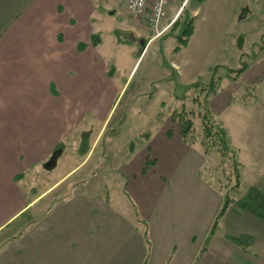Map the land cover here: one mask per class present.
<instances>
[{
	"label": "crops",
	"instance_id": "0c3cea01",
	"mask_svg": "<svg viewBox=\"0 0 264 264\" xmlns=\"http://www.w3.org/2000/svg\"><path fill=\"white\" fill-rule=\"evenodd\" d=\"M126 1L33 0L0 36V234L13 227L18 218L28 215L37 203L44 208L46 201L48 206L52 201L56 205L48 209L50 213L45 211L39 216L38 224L45 220L49 225L51 219L56 221L69 207L75 208L65 213L72 219L70 226L65 227L63 239L72 240L67 246L70 252L78 249L76 244L81 234L91 232L82 228L89 223L87 219L80 220L84 216L74 206L75 192H68V188L79 187L78 183H73L72 176L86 161L79 162L76 152L85 125L90 122L92 130L99 127L98 135L104 133L114 105L126 92L138 57L144 52L145 46L139 50L135 45L141 46L146 39L148 44L150 38L148 11L142 16H133L126 9ZM181 1L169 0L167 11L170 5L182 6ZM246 1H250L252 11H256L255 0ZM244 2L240 0L236 6L240 8ZM229 3L230 0H204L192 7L191 14L197 15L193 33L188 44L173 53L180 56L179 64L172 62L169 67L171 74L174 71L178 76L176 85L174 81L171 88L174 99L184 100L174 94L176 87L184 86L181 74L198 73L214 64L233 68L226 64L228 50H233L236 60L241 53H250L251 49H243L242 36L254 30V13L238 18ZM164 26L165 23L161 24L162 28ZM127 32H133L136 40L130 35L132 41L126 42L119 36ZM6 41L10 49L3 51ZM224 42L235 46L223 49ZM263 60L264 54L260 53L235 79L230 77L235 81H228L230 83L224 86L227 88L216 90L206 98L211 114L226 130L239 159L244 158V153L235 140L251 147L254 132H239L238 139L236 135L233 137L227 120L220 118V114L231 106L243 108L241 101L248 93L249 101H257L264 91V77L258 78L264 72ZM257 68L253 75L250 69ZM239 78L244 81L241 85L236 82ZM262 126L256 134L264 140ZM167 133L168 130L159 131L148 144L146 154H153V158L145 171L144 164L127 160L123 165L126 178H120L119 184L124 186L126 182L128 194L130 188L127 187L135 188V197L143 198L146 203L139 202V208H148L145 220H136L145 225L136 241L132 237L135 226L124 229L118 225L123 243L120 257L113 264H264V185H259L264 178L259 175L263 152L258 153V160L242 162L243 169L247 165L258 174L255 182H247L243 177L241 189H248L253 183L256 187L259 185L254 190H260L262 204L258 205V195V201L248 200L260 210L242 207L237 194L236 204L235 200L231 202L217 218L224 193L218 188L221 184L204 180L199 174L203 149L200 145L194 146V142L183 141L179 129ZM87 149L88 155L94 150L91 144ZM56 151L58 159L63 156L60 164L65 171L49 184L41 183L42 189L40 187L36 193L31 187L36 178L33 179V175L36 171L41 174L46 160ZM177 185H182L184 190L172 188ZM166 192L184 194L176 197L173 208H169L171 199L166 200ZM157 201L160 205L156 207ZM178 203L180 206H176ZM95 214L92 209L87 216L94 218ZM106 214V218L110 217L109 212ZM108 220L110 218L106 219L104 228L109 229ZM51 226L47 233L53 232L54 237L46 234V240L61 243L57 228ZM241 236L245 237L243 242L238 241Z\"/></svg>",
	"mask_w": 264,
	"mask_h": 264
},
{
	"label": "rangeland",
	"instance_id": "374dc122",
	"mask_svg": "<svg viewBox=\"0 0 264 264\" xmlns=\"http://www.w3.org/2000/svg\"><path fill=\"white\" fill-rule=\"evenodd\" d=\"M32 1L33 0H0V36L4 33L5 28L12 23L13 19L15 21L21 17L20 15L25 9V5L28 2V4H30ZM121 1L123 2V0ZM239 2L240 0H230L229 3L233 13H235L238 18H241L240 16H246L247 14L252 16L254 13V30L242 36V39L245 41L243 43V49H251L253 43H261V41L264 40V3L262 0H255L256 11H252V4L250 1L245 0V4L240 8L236 6ZM180 3L184 4L182 8L183 12L185 10L189 15H192L191 9L197 4L195 0H182ZM182 9L181 5H178V3L174 4V6L170 5L166 14L167 17L162 21V24L165 23V25H167V27L163 29L164 31L155 35L153 29L149 27L150 38L148 39V44L146 39L144 41L145 43L141 44V46L135 45L139 50L145 46L142 48L144 52L141 57H138V63L133 71L126 92L114 105L110 120L104 128V133L98 135L97 130L99 127L96 126L95 129L92 130V128H90L92 123L90 124V122H88L89 125H85V129L79 137L76 148L78 154L77 158L79 162H82L84 159H86V161L84 166L80 168V171L72 176L73 183H78L79 185L78 189L74 190V187L72 188V186H70L68 192H70V190L75 192L74 206H77L76 208H78L80 213L84 216V218H80V220L86 221L87 219V223H89L82 228H88L91 232L88 234H81L79 243L76 244L78 249L70 252L67 246L69 243H72V240L67 242L68 239H63L66 237L65 227L70 226L72 219L70 216L65 215V213L73 211L75 208L71 209L69 207V210L65 211L63 216L59 214V216L56 217V221L51 219L49 225L47 223L48 221L46 222L45 220L38 224L39 221L37 220L39 216L46 212V214L50 213L51 211L48 209L53 208L56 204L52 201L48 206V201H46L47 205L43 208L41 207L42 204L40 205L37 203L28 215L18 218L13 227L11 226V228L0 234V264H113L117 263V259L120 257L123 243L121 240L123 238H121L119 234V226L124 227V229L129 225L135 226V231L132 233L133 236H131L135 241L137 240L139 237L138 233L145 228V225L143 223L141 225L136 220H145V212L148 207H143L145 210L139 208L140 203L143 205H146V203L143 198L140 200L135 197V188L133 189L132 186L127 187L130 188V193L128 194L125 189L126 182L124 186L123 184H119L120 178L124 177V163L127 160L128 162L131 161L141 165L147 162V167L148 164H152L151 159L153 158V154H146L147 146L157 137V133L161 130L177 132L179 126L177 123L171 121V116L174 111L180 108L185 109V112L188 113L187 115L194 120V127L188 134L192 135L196 141L193 145L196 147L200 145L202 148L201 142L196 138V136L199 135L198 132L201 127L200 118L196 116L198 110L202 108L203 103L207 102L206 98L209 97L211 93H214L216 90H221L222 88H227L224 86L230 83H228V81L232 82L233 80H230L233 72H230L229 69L236 70L242 63V61H240L242 54H240L238 60H236L233 50H228L226 64L233 68H228V66L225 68L224 65L214 64L208 67L207 70L198 73L190 75L181 74V83H183L184 86L180 88L176 87L174 94H178L180 97L182 96L184 100L174 99L171 88L174 86V81L176 85L178 76L174 74V71L173 74H171L172 70L169 71V67H171L170 63L175 62L179 64L180 56L174 55L173 53L187 45L190 38L189 36L185 42L178 40V36L180 35V22L182 21L183 14H181V19L179 18L180 22L175 28H171V25L174 20L177 19L178 15H180ZM229 20L231 21V19ZM147 22L149 26L150 22L148 18ZM130 35L136 40L133 32L132 34L127 32L119 36L124 41L127 40L131 42ZM4 44L2 48L3 51L10 49L7 41ZM222 46L223 49H230V47L232 49L235 45L233 43L224 42ZM243 60L248 61L249 59L248 57H243ZM257 70L258 68L250 69L253 75L256 74ZM262 77H264V72L258 75V78ZM192 82L194 83L185 87V85ZM236 82L241 85L244 81L242 78H239ZM209 86L211 91L205 90V87L207 88ZM157 88L159 89L156 90ZM240 90L241 89H239V92ZM242 93H240V95ZM247 96H249V93L246 97L244 96V100L241 101L243 103L242 105H244L242 106L243 108L239 109L236 106H231V108L220 114V118L227 120L229 130L233 137L236 135L238 139L240 136L239 132H254V141L251 147L241 144L239 140H235L236 145L241 147L244 158H238V151L232 149L233 147L230 142H228L230 148L223 150V162H234L239 164L237 165L238 177L236 178L234 174L233 165L230 164L228 171L222 169L220 165L221 156L216 150L204 154L199 174L204 180L206 179L209 182L221 184L218 188L222 194L225 192V189L231 190V187L233 188L234 185L236 186V179H238L239 184L236 190H231L229 192L232 195V200L234 201L237 199V194H239L240 198L238 200L239 202L241 200V206L246 202L250 205V208L260 210L257 208L256 204L248 200V194L250 190L255 192L256 190L254 191V189L259 188V185L263 187L264 178H261L262 181L256 187L255 183H253L255 182L253 180L258 178L256 170L249 169L247 165H245L243 169L242 162H244V160H258V158H260L258 155L259 152H263L262 154L264 156V140L259 139V136L256 134L257 131L259 132V130H262V125H264V91H261L257 101H249ZM94 136H96L95 139H92ZM248 136L250 141V133ZM90 144L94 150L88 155V149H85L89 148ZM131 154H133L134 159L131 157ZM62 158L63 156L58 159L56 151L46 160L47 162H45L44 168L40 170L42 171L41 174L39 171L35 172L33 179L35 176L36 178L32 180L31 187L36 189V193H38L40 187L42 189V186H40L41 183L47 182V184H49L50 181L60 177V174L65 171L64 166L60 164V161H64ZM183 165L182 162L181 166ZM260 169L262 170H260L261 173L259 175H264V161L261 162ZM243 177L247 182L253 181L251 183L254 185H250L248 189H241ZM172 188H177L180 192L184 190L182 185H177L176 187L172 186ZM256 193L258 194L261 192L259 190L256 191ZM183 194H180V196L183 197ZM180 196H177L176 192H174V195L171 192L169 194L166 192V197L168 198L166 200H169V197L171 199L168 202L169 208L170 206L173 208V200ZM156 203V207L160 205L158 201ZM234 203L236 204V200ZM176 206H180V204L178 203ZM92 209L97 213L94 218L87 216L88 210L90 211ZM137 209L138 212H140L139 214ZM132 211L136 213L135 216ZM108 212L110 217L106 218V213ZM124 215L128 217H124ZM108 218H110L107 223L110 226L109 229L106 226L104 228V224H106V219ZM51 221H54L53 224ZM51 225L57 228L58 235L62 237L61 243L54 244L46 240V234L47 237H49V235L54 237L53 232L47 233V230H50L48 227L51 228ZM105 230H108L109 234ZM241 238L243 240L245 239L244 236H241ZM54 245H56V247Z\"/></svg>",
	"mask_w": 264,
	"mask_h": 264
},
{
	"label": "trees",
	"instance_id": "16d2710c",
	"mask_svg": "<svg viewBox=\"0 0 264 264\" xmlns=\"http://www.w3.org/2000/svg\"><path fill=\"white\" fill-rule=\"evenodd\" d=\"M195 1L197 2V4H200L204 0H195ZM181 11L182 12L180 13V15H178L177 19L174 20L173 24L171 25V28H173V27L175 28V26L180 22L181 14H183L182 21L180 22V30H179L180 35L178 36V38H179L178 40H181V42H185L188 39V37L193 33L194 22L196 20V16L189 15L185 10L183 12V9ZM238 45L239 46L242 45V39L241 38L238 39ZM260 53L264 54V40H262L261 43H253V45L251 46V51L248 55H246L245 53H241L242 55H241L240 61H242V63L240 64V67L236 70L229 69L230 72H233V75L231 74L232 75L231 77L233 79H235L243 70H245L247 68V66L251 62L256 60V58L258 57V55ZM243 57H248L249 60L248 61L243 60ZM205 90L211 91L210 86L207 88L205 87ZM185 111L186 110L183 108H180L179 110L174 111L172 116H171V121L173 123L178 124L179 133H180V136L182 137V140L185 142L193 143V142H195L194 137L192 135H189L188 133L190 131H192V128L194 127V120L191 117H189L187 115L188 113ZM196 116H199V118H200L201 127H200V130L198 132L199 135H197V136L195 135V136L201 142L203 152L205 154H207L212 150L218 151L220 153V156H221L220 165H221L222 169L225 171L226 170L228 171V168H230V164L233 165L234 166V168H233L234 174L237 178L238 177V171H237V165L238 164L234 163V162L233 163L223 162V157H224L223 156V150L230 148L229 143H228L229 139H228L226 130L214 119L213 115L210 112L209 107L207 106V102L202 104V108H200V110H198V114ZM167 134H169V130H168ZM146 163L143 166L144 171L147 168ZM236 180H237L236 186L234 185L233 188L231 187V190H236V187L239 184V180L238 179H236ZM231 190H226L224 192L223 205L219 211L217 218L220 217L224 213L226 208L233 201L232 195L229 193ZM251 192L252 191L250 190V192L248 194V198L252 201L258 200V199H256L257 195H258V197L260 195L257 194L256 191L252 192V193ZM261 201H262V199L259 197V203H258L259 206L262 204ZM249 206L250 205L246 202H244L242 204V207L247 208V209H250ZM238 241L243 242L242 238H239Z\"/></svg>",
	"mask_w": 264,
	"mask_h": 264
},
{
	"label": "built area",
	"instance_id": "2783aa9c",
	"mask_svg": "<svg viewBox=\"0 0 264 264\" xmlns=\"http://www.w3.org/2000/svg\"><path fill=\"white\" fill-rule=\"evenodd\" d=\"M169 0H127L126 9L133 16H142L147 10V18L149 27H151L155 35L160 34L164 28L161 27L163 19L167 17V6Z\"/></svg>",
	"mask_w": 264,
	"mask_h": 264
}]
</instances>
